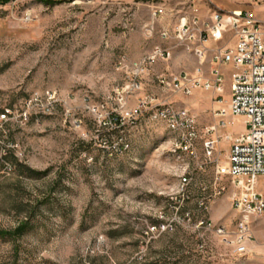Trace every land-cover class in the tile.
<instances>
[{
	"label": "rangeland",
	"instance_id": "1",
	"mask_svg": "<svg viewBox=\"0 0 264 264\" xmlns=\"http://www.w3.org/2000/svg\"><path fill=\"white\" fill-rule=\"evenodd\" d=\"M4 1L0 264H264V217L251 219L252 251L237 255L217 232L242 221L233 208L236 188L201 205L213 192L216 163L204 159L200 142L191 166L204 162L205 170L195 169L188 194H178L184 162L173 153L166 124L151 119L156 104L174 102L207 128L218 122L216 98L177 103V93L159 86L161 73L146 78L161 59L142 75L139 90L124 100L119 94L134 62L156 45L175 44L162 38V28L175 29L195 10L208 18L215 9L248 10L264 25V0ZM158 6L166 11L159 18ZM141 100L146 107L129 114ZM228 120L227 132L245 131L244 117ZM230 148L231 141L221 142L216 159L225 161ZM160 223L173 227L150 230Z\"/></svg>",
	"mask_w": 264,
	"mask_h": 264
},
{
	"label": "built area",
	"instance_id": "2",
	"mask_svg": "<svg viewBox=\"0 0 264 264\" xmlns=\"http://www.w3.org/2000/svg\"><path fill=\"white\" fill-rule=\"evenodd\" d=\"M165 14L164 8L156 7L155 17ZM160 34L163 39L174 40L175 44L156 45L150 54L134 62L131 80L119 94L124 100V94L139 90L142 75L158 60L171 59L174 46H182L193 52L200 65L211 57V80H203L186 71L177 74L161 73L156 79L163 90L185 97L192 96L198 88L216 91L215 98L222 105L215 113L217 124L201 128L195 111L167 101L154 106L151 119L166 124L171 134L173 153L184 162L178 194L183 197L188 194L195 169L205 170L207 163L204 162H198L196 167L191 166L192 161L199 158L200 142L204 159L216 163L213 192L202 197L201 205L208 208V203L224 195L230 185L236 188L233 208L242 217V221L233 230L220 225L217 232L235 246L237 255L246 256L252 251L251 243L255 240L251 219L264 217V191L259 189L260 177L264 176V25L248 10L215 9L208 18H201L195 10L182 17L175 29L164 27ZM233 39L235 44L230 45ZM210 40L226 43L208 47L205 43ZM120 65H126V60L123 59ZM225 65L233 66L231 95L226 102L225 75L222 70ZM47 95L49 98L55 97L53 92L48 91ZM147 104L146 100H141L136 110L129 114L141 112ZM10 113L7 110L1 116L7 118ZM24 117H27L26 113ZM232 117L245 118L246 129L237 136L226 131L228 119ZM226 140L231 141V148L227 159L222 162L220 158L216 159V155L219 145ZM172 227V223H160L150 230L161 232Z\"/></svg>",
	"mask_w": 264,
	"mask_h": 264
},
{
	"label": "crops",
	"instance_id": "3",
	"mask_svg": "<svg viewBox=\"0 0 264 264\" xmlns=\"http://www.w3.org/2000/svg\"><path fill=\"white\" fill-rule=\"evenodd\" d=\"M226 42H220L217 43L214 40H210L205 43L206 46L208 47H216L218 44L224 45ZM230 45L235 44V40L233 39L229 43ZM211 57L208 58V60L203 64L200 65L198 58L194 53H192L190 50H187L185 47L182 46H174L173 48V55L170 60L164 62L160 61L157 63L155 66V70L151 72L149 75L146 76L147 79L149 80H154L155 75L159 73H163L167 71L168 73H179L182 71H186L190 73L192 76H199L203 80H211L212 75H211ZM200 70V71H199ZM224 75H225V90L224 93L230 97L231 95V83H232V77L231 73L233 71V66L232 65H225L222 68ZM157 87V86H156ZM158 93H161L159 88ZM157 91V90H155ZM160 95V94H159ZM212 96H216V91H208L204 90L202 88L195 89L193 92V97H206L210 98ZM173 100H175L177 103H182V102H189V104L192 105H197V100L192 99V100H187L185 96L182 94H176L173 97ZM161 99V98H159ZM211 105L207 104V107L210 108ZM222 105L216 102L215 108L221 107ZM183 107V106H182ZM246 129V128H245ZM241 133V132H240ZM238 133V134H240ZM238 134H233V136H237Z\"/></svg>",
	"mask_w": 264,
	"mask_h": 264
},
{
	"label": "trees",
	"instance_id": "4",
	"mask_svg": "<svg viewBox=\"0 0 264 264\" xmlns=\"http://www.w3.org/2000/svg\"><path fill=\"white\" fill-rule=\"evenodd\" d=\"M7 0H5L4 2H6ZM47 3H49V1H47ZM25 226V225H24ZM24 226H22V227H20V228H18L17 230L21 233V232H23L24 231V229H25V227Z\"/></svg>",
	"mask_w": 264,
	"mask_h": 264
}]
</instances>
